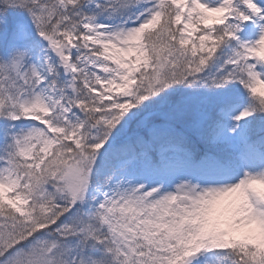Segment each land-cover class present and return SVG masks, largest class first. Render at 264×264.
<instances>
[{"label":"snow or ice","instance_id":"snow-or-ice-1","mask_svg":"<svg viewBox=\"0 0 264 264\" xmlns=\"http://www.w3.org/2000/svg\"><path fill=\"white\" fill-rule=\"evenodd\" d=\"M0 264H264V0H0Z\"/></svg>","mask_w":264,"mask_h":264}]
</instances>
